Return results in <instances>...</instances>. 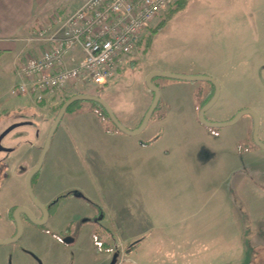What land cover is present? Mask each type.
Segmentation results:
<instances>
[{
  "label": "rangeland",
  "instance_id": "1",
  "mask_svg": "<svg viewBox=\"0 0 264 264\" xmlns=\"http://www.w3.org/2000/svg\"><path fill=\"white\" fill-rule=\"evenodd\" d=\"M84 1L38 0L31 23L33 31L66 17L59 13L61 10L70 15ZM157 24L159 21L152 29ZM150 35L139 44L140 51L116 68L109 86L100 90L99 86H93L92 93H97L111 107L122 102L129 107H139L143 100L151 97L146 86L151 72L182 75L206 72L215 75L220 83L219 91L221 88V94L205 115L215 121L208 122L224 123L228 121L227 116L238 110H252L259 119V140L264 143V0H189L184 9L155 34L151 30ZM26 44L29 55H35L37 43ZM174 82H197L211 87L204 81L152 79L159 96L166 85ZM2 90L0 134L16 119L18 123L32 124L13 128L1 141L2 147L14 149L13 153L0 151V221L5 224L4 215L11 211L12 217L14 215L15 209H9L11 206H33L23 176L32 164H37L44 132L50 128L54 113L46 107L24 104L1 112L13 101L7 91ZM168 93L171 99L180 96L181 101L175 104L176 100L168 99V121L153 134L157 137L173 134L178 138L162 140L154 146L152 156L158 169L141 173L140 181L135 177L134 181L139 183L137 188L128 186L123 193L118 173L110 177V193L123 199L125 202L120 205L126 208L124 217L114 213L115 225H106L113 235L95 220L98 217L87 222L84 218L72 221L61 233L58 232L59 222L51 227L55 232L49 236L41 232L26 235L23 230L21 240L9 244L13 250L9 264L12 261L17 264H97L108 259L109 251L118 253L119 264H264V149L251 141L252 123L249 122L252 117H241L248 119L247 137L243 139L245 120L224 127L202 125L198 119V103L197 115L192 119L190 102L193 97L186 95V89L175 87ZM202 94L200 86L193 92L197 98ZM30 99L34 102L33 97ZM51 104L48 100L45 106ZM161 105L159 99L149 123L157 116L164 117ZM241 105L243 108L238 109ZM74 106L98 108L91 101H80ZM70 114V109L63 114L39 171L31 180V190L37 201L39 194L47 195L54 190V171L48 166V153ZM62 150L66 152L64 155L69 154L65 146ZM66 174L70 177L65 183L86 182L83 187L88 188L101 179L102 173L69 170ZM36 187H39V194L35 192ZM84 202L88 207L82 202V209L66 203L64 208L72 210L68 217L85 214L84 209L93 208L92 204L98 206L92 201V204ZM2 226L0 234L5 231ZM37 227L43 225L37 224ZM65 238L72 241L65 244ZM94 238L101 249H96Z\"/></svg>",
  "mask_w": 264,
  "mask_h": 264
},
{
  "label": "crops",
  "instance_id": "2",
  "mask_svg": "<svg viewBox=\"0 0 264 264\" xmlns=\"http://www.w3.org/2000/svg\"><path fill=\"white\" fill-rule=\"evenodd\" d=\"M37 6L38 0H0V92L3 91L2 88H4V90L7 91V95L13 98V101L9 102V106H6L1 112H4L17 104H24L27 106L32 105L33 107L39 106L42 108L46 107V110L52 111V107H54L57 103L55 101H52V104L50 106H42L33 103L29 95L14 96L11 93V89L21 81L18 73L19 67L22 62L27 57H29L30 52L28 51V47L25 41L26 35H28L29 32H27L25 29L32 26L31 23L35 19L34 15ZM79 6H77V8ZM191 75H207L212 78L215 77V75H211L206 72ZM217 83L219 82L217 81ZM199 86L203 90V94L202 97L199 96L197 98L193 96V92L195 93ZM165 87L167 88L161 90L159 98L162 102L160 109H162V111L164 112V117H162L163 119L160 118L161 116H157L155 120L152 121V123H148L147 127L149 128V126H151V129H148L149 131L146 127L142 133L136 136L128 135L115 130L114 128H112L110 123L106 121V119H102L97 114L95 109L90 108L89 106H73L70 109V117L66 119L63 128L59 133H57L58 139L56 138L54 146L51 149V153H48V166L51 167L54 171V190L45 195L43 193L39 194V187H36L37 191L35 189L34 190L39 194L37 199L43 203H47L52 198L66 190L79 191L88 200L98 204L103 213V220L101 221V225L106 228V230L111 235H113L112 229L106 227V225H115L113 222L116 219L113 216L114 213L117 212L118 216L120 217L123 214V210L126 208L120 205L125 202L123 201V199H118L115 195H112L110 193V177L114 178V172L118 173L123 193H126L128 186L137 188L139 183H136L134 181L135 177L139 180L141 173H152L158 169L157 165L154 162L155 158L152 156V154H155L154 146L160 143L162 140L178 138L173 134H170L169 137H167L168 135L157 137L155 134H153L157 127L159 128L160 126H163L168 121L169 110L167 104L170 103L168 99L173 101L176 100V102H174L175 104H179V102L181 101L179 98L180 96H176V99H171L172 95L168 96V90L171 88L179 87L183 91L184 89H186V95L190 96L191 94V96L193 97V101L189 102L190 106H192V119H195L197 115L196 104H201V99L203 100L208 97V94L210 92V88L208 85H198L197 82L193 84L174 82V84L169 83ZM220 94L221 88L219 95ZM149 96L148 98L143 100L139 107H129L126 102H122L121 104L115 105L113 107H111L110 105L109 106L118 121L126 128L133 130L141 121V119H143V116L151 103L152 98ZM163 97L164 101H162ZM14 98L19 99L14 100ZM180 108H182V105H180ZM211 108L209 110H211ZM241 108H243V105H241L238 109ZM209 110L207 112H209ZM235 114H230L231 116H227L228 120H230ZM206 119L210 122L215 121L207 117ZM240 120H245L244 125H247L244 134L242 135L243 139H245L247 137L248 127V121L246 122V120L248 119L240 118L239 121ZM18 121L19 119H16L12 122L14 124L18 123ZM21 123H24L23 125H32L31 122L27 121H23ZM132 123L135 124L134 127L131 126ZM249 123L251 124L252 120ZM47 132V130L44 132L43 143L45 141ZM141 135H143L145 139H141ZM149 141L151 142L149 143ZM63 146L68 149L69 154L67 156L64 155L66 152H63ZM11 147L12 146H9V148L11 149L9 152L13 153L14 149L13 147ZM35 164L36 163L32 164L31 168L27 171L29 172L35 166ZM69 170L74 172L92 170L96 174L98 172H101V181L96 180L97 182H94V185L88 188H85V186L83 187L86 182L81 183L80 181H76L74 182V185L70 184L69 182L65 183L66 180L70 177L66 174ZM15 171L16 168L12 170V172ZM28 172L24 174L23 178L26 177ZM43 180H45V178H43ZM87 191H90L91 194H87ZM68 202L72 203L75 208L82 209V205H80L82 202L88 207L84 200L80 199L79 197H72L63 201L61 204V211L59 215H57L54 220H51L49 223L52 226H56L60 222V226L58 229V232L60 233L66 228V225L70 218L68 216L72 213L71 209L64 208V205ZM87 210L88 211L84 209L85 214H77L74 217H71L73 219L72 221L77 222L83 217H92L93 215H95L94 208H90ZM124 214L122 215V217H124ZM1 225H4V227H2L5 231H3V234H0V240L12 237V231L11 229H9V226H5V224L0 221V226ZM23 230L26 235H29V233L33 234L34 232H37L26 225L24 226ZM52 232L54 233L55 231L52 230L49 232L41 233L43 235L49 236ZM23 241L24 240L22 239L21 242ZM71 241V238H65L64 243L68 244ZM0 247H2L0 248V264H9V256H11L13 250L9 248V244ZM21 254L25 255V253ZM107 256V260H103L97 264H107L111 258V251L107 252ZM43 263L50 264V262ZM12 264L17 263H14L12 261ZM24 264L31 263L27 262Z\"/></svg>",
  "mask_w": 264,
  "mask_h": 264
},
{
  "label": "built area",
  "instance_id": "3",
  "mask_svg": "<svg viewBox=\"0 0 264 264\" xmlns=\"http://www.w3.org/2000/svg\"><path fill=\"white\" fill-rule=\"evenodd\" d=\"M176 1L85 0L70 15L26 37L38 48L20 65L21 81L11 93L40 103L56 92L70 95L111 83L116 68L139 51L152 25Z\"/></svg>",
  "mask_w": 264,
  "mask_h": 264
},
{
  "label": "water",
  "instance_id": "4",
  "mask_svg": "<svg viewBox=\"0 0 264 264\" xmlns=\"http://www.w3.org/2000/svg\"><path fill=\"white\" fill-rule=\"evenodd\" d=\"M155 77H163V78H168V79H172V80H182V81H190V82H192V81H204V82H208V83L212 84L214 86L213 96L200 109V111L198 113L199 122L204 124V125H207V126L212 125V126H216V127H224V126H231V125L237 123V121H239V119L244 115H250L252 117V120H253L252 140L255 143V145L264 149V143L261 142L259 140V137H258L259 119H258L257 114L254 111H252V110H241V111L237 112L231 120L224 122V123L211 124L210 122H208L205 119V113L214 105V103L216 102V100L219 96V92H220L219 91V85L215 79H213L212 77L207 76V75H182V74H172L169 72L168 73L167 72H151L146 78V86L149 89V91L151 93H153V98H152V101H151L146 113L143 116V119H142L140 125L136 129L130 130V129L126 128L124 125H122L118 121V119L116 118V116L113 113L110 106L102 98H98V97L90 96V95H74L73 97H71L70 99H68L67 101H65L63 103V105L59 109L58 113L56 114V116H55L49 130H48V133L46 135V138H45V141H44V144L42 147V151L40 153V157L37 161V164L27 173L26 178H25L26 191H27V194H28L29 198L31 199L32 203H34L35 205H37L41 208V206L39 205V203L37 202V200L35 199V197L32 193L31 179H32L33 175L39 170L41 163H42V160H43L45 153L48 149L50 139H51L55 129L57 128L63 114L66 112L67 108L72 103L77 102V101L95 102V103H97L103 107V109L106 111L108 117L110 118V120L112 121L114 126L116 128H118L121 132L128 134V135H132V136L139 135L147 127L148 122L151 118V115H152L154 109L156 108V106L159 102V98H160L159 91L152 84V79ZM20 125H23V123L13 124L10 127H8L7 129H5L0 134V151H6L1 146L2 139L7 135V133H9L10 130H12L13 128L20 126ZM21 213H24L28 217V219L34 224H42L44 222L45 213H44L43 219L38 220L31 214V212L28 209H26L24 207L16 208L14 211V215H13L14 221L16 223V233L14 234V236H12L8 239L0 240V246L11 244V243L17 242L19 240L21 233H22V225H21V220H20V214ZM115 262H116V256L114 255L109 264H115Z\"/></svg>",
  "mask_w": 264,
  "mask_h": 264
},
{
  "label": "trees",
  "instance_id": "5",
  "mask_svg": "<svg viewBox=\"0 0 264 264\" xmlns=\"http://www.w3.org/2000/svg\"><path fill=\"white\" fill-rule=\"evenodd\" d=\"M189 2V0H177L174 4H173V6H171L167 11H166V13L160 18V19H158L157 21H159V24H157V26H156V28H154V29H152V34H155L157 31H159L178 11H181L182 9H184L185 8V6L187 5V3ZM63 12V13H62ZM59 13H61V14H65L64 16H67L66 15V13H67V11H60ZM27 32H32L33 31V29H32V26H30V27H28V28H26L25 29ZM151 39V35H150V37L148 38V41ZM149 43V42H148ZM146 48H147V46H146ZM146 50V49H145ZM145 50L143 51V53L145 52ZM140 51V50H139ZM209 85H211V87H210V89H211V91L209 92V94H208V97H206L205 99H203V101H202V104H200V106H199V109L200 108H202L211 98H212V96H213V93H214V86L212 85V84H210L209 83ZM107 86H109L108 84L107 85H102V86H99V90H100V88L102 89V88H104V87H107ZM93 88V87H92ZM90 89V90H88V91H79V92H77L76 93V95H90V96H95V97H98V98H101L97 93H92V91H93V89ZM150 94H151V98H153V93H151L150 92ZM74 95H72V94H70V95H68L67 93H65L64 91L63 92H56L55 94H54V96H52V100L53 101H55V102H57L56 104H55V106L54 107H52V111H53V113H54V118H55V116H56V114L58 113V111H59V109L61 108V106L63 105V103L65 102V101H67L68 99H70L71 97H73ZM77 102H80V101H77ZM77 102H74V103H72L68 108H67V110L66 111H68L69 109H71L73 106H74V104H76ZM94 104H95V106H97L98 108H95V111L97 112V114L102 118V119H106V121H108V123H110V125L112 126V128H114L115 130H117V131H120L118 128H116L115 126H114V124L112 123V121L110 120V118L108 117V115H107V113H106V111L103 109V107L101 106V105H99V104H97V103H95L94 102ZM158 104H159V102H158ZM157 104V105H158ZM38 105H42V106H44L45 104H44V102H40V103H38ZM198 109V110H199ZM54 118H53V120H54ZM141 121H142V119H141ZM141 121L136 125V127L134 128V129H136L139 125H140V123H141ZM252 126H253V124L251 125V128H250V136H251V141H252V143L255 145V143L253 142V140H252ZM121 132V131H120ZM151 141H149V143H150ZM257 146V145H256ZM72 196H77V197H79V198H82L83 200H85L87 203H90V204H92L88 199H86L80 192H78V191H74V190H72V191H69V192H65V193H63L62 195H60V196H58V198L56 199V202H60L61 200H63V199H65V198H67V197H72ZM92 206H93V208H95V210H96V213L97 214H101V208L100 207H98L97 205H94V204H92ZM94 244H95V246H96V249L97 250H99V249H101L102 247L100 246V245H98L99 244V241L96 239V238H94ZM138 242V241H137Z\"/></svg>",
  "mask_w": 264,
  "mask_h": 264
},
{
  "label": "flooded vegetation",
  "instance_id": "6",
  "mask_svg": "<svg viewBox=\"0 0 264 264\" xmlns=\"http://www.w3.org/2000/svg\"><path fill=\"white\" fill-rule=\"evenodd\" d=\"M210 90V89H209ZM206 119V118H205ZM252 124H253V120H252ZM253 128V127H252ZM259 133V132H258ZM259 137V136H258ZM3 149H5L6 150V152H8V151H10L11 149L10 148H5V147H3ZM32 180V179H31ZM69 191H72V190H66V191H64V192H61L60 194H58L57 196H55L54 198H52L49 202H47V203H43V202H41V201H37L38 203H39V205L41 206V208L39 207V206H37V205H35L34 203H33V206L31 207H28V206H26V205H18V206H11V208H9V209H12V210H14V209H16V208H18V207H24V208H26V209H28L30 212H31V214L36 218V219H38V220H41V219H43V217H44V213H45V218H44V222L42 223V225H43V227H41V228H38L37 227V224H34V223H32L29 219H28V217L24 214V213H21L20 214V220H21V225H22V231H23V228H24V226L25 225H27L29 228H31V229H33V230H35V231H37V232H49V231H52V229H51V227H53L51 224H49L50 223V221L51 220H54V218L57 216V215H59V213H60V211H61V204H62V202L63 201H65V200H67V199H69V198H72V197H77V196H72V197H67V198H65V199H63V200H61L60 202H56V199L58 198V196H60V195H62L63 193H65V192H69ZM74 191H76V190H74ZM2 192H0V194H1ZM81 193V192H80ZM82 194V193H81ZM83 195V194H82ZM84 196V195H83ZM85 197V196H84ZM86 198V197H85ZM80 199H82V198H80ZM87 199V198H86ZM99 207V206H98ZM43 208V209H42ZM44 210V211H43ZM12 212L13 211H11V212H9V213H7V214H5L4 215V220L6 221L5 222V226H7V224H8V222H9V229H11V231H12V236H14V234L16 233V223H15V221H14V217H12ZM7 216H9V217H7ZM11 217V218H10ZM72 217V216H71ZM69 218V221H68V223H67V225H66V228L64 229V230H67L68 229V226H69V223H71L72 222V218ZM98 217V219H95V218H97ZM84 218V221L85 222H87V221H90L91 219H95L96 221H98V223L101 225V221L103 220V213H102V210H101V214H95V215H93L92 217H83ZM83 218H81V219H83ZM80 219V220H81ZM25 220V222L26 223H24L23 221ZM80 220H78L77 222H79ZM11 222H13V223H11ZM3 227H4V225H3ZM101 227L102 228H104L102 225H101ZM53 233V232H52ZM21 235H22V233H21ZM19 240H21V236H20V238H19ZM18 240V241H19ZM17 241V242H18Z\"/></svg>",
  "mask_w": 264,
  "mask_h": 264
}]
</instances>
